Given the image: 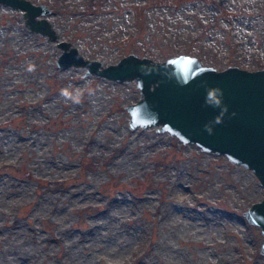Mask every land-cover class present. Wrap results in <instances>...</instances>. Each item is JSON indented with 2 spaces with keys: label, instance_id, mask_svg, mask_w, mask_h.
Returning a JSON list of instances; mask_svg holds the SVG:
<instances>
[{
  "label": "rangeland",
  "instance_id": "1",
  "mask_svg": "<svg viewBox=\"0 0 264 264\" xmlns=\"http://www.w3.org/2000/svg\"><path fill=\"white\" fill-rule=\"evenodd\" d=\"M31 1L103 65L128 52L217 69L264 59V0ZM21 12L0 3V264H264L242 214L264 193L253 172L129 128L135 81L58 67Z\"/></svg>",
  "mask_w": 264,
  "mask_h": 264
},
{
  "label": "water",
  "instance_id": "2",
  "mask_svg": "<svg viewBox=\"0 0 264 264\" xmlns=\"http://www.w3.org/2000/svg\"><path fill=\"white\" fill-rule=\"evenodd\" d=\"M22 10L24 26L55 41L58 67L85 68L119 82L135 81L138 98L125 105L129 128L156 126L182 143L224 155L229 162L250 169L264 189V66L247 69L227 65L217 69L195 55L178 53L156 60L128 52L115 62L85 58L69 40H59L45 3L0 0ZM246 221L260 228L259 252L264 255V193L242 211Z\"/></svg>",
  "mask_w": 264,
  "mask_h": 264
},
{
  "label": "trees",
  "instance_id": "3",
  "mask_svg": "<svg viewBox=\"0 0 264 264\" xmlns=\"http://www.w3.org/2000/svg\"><path fill=\"white\" fill-rule=\"evenodd\" d=\"M137 29V28H136ZM264 61V59H262V61H260V60H257V61H255V66H252V67H254V68H257V67H261V66H263V64H262V62Z\"/></svg>",
  "mask_w": 264,
  "mask_h": 264
}]
</instances>
